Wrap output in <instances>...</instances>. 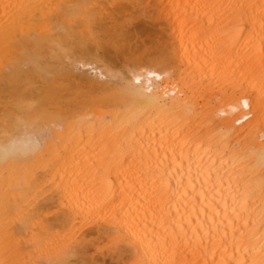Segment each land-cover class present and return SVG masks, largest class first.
Instances as JSON below:
<instances>
[{"label":"bare ground","instance_id":"obj_1","mask_svg":"<svg viewBox=\"0 0 264 264\" xmlns=\"http://www.w3.org/2000/svg\"><path fill=\"white\" fill-rule=\"evenodd\" d=\"M133 8L157 53L119 63ZM97 243L264 264V0H0V264H94Z\"/></svg>","mask_w":264,"mask_h":264},{"label":"rangeland","instance_id":"obj_2","mask_svg":"<svg viewBox=\"0 0 264 264\" xmlns=\"http://www.w3.org/2000/svg\"><path fill=\"white\" fill-rule=\"evenodd\" d=\"M128 1L129 0H122V3H128ZM102 2V1H101ZM129 10H131L130 12H129ZM137 10V8H133V9H128V11L127 12H125L124 13V16L123 15H121L119 18L120 19H117L116 20V26L118 27V28H123L122 30H126V28H127V32H129V34H130V36H129V38H128V42H126V43H124L125 44V48L128 50V51H125V53H124V56L122 57V56H119L118 57V59H116V62L118 61H122L121 59H123L124 60V62L125 63H128L129 62V58L130 57H135V56H130L131 54H133V55H140V56H144L145 54L147 55H151V52H152V50L154 51V49H155V51L158 49L157 47H158V45H157V42H159V40H158V35H159V33H158V31L157 30H159V32H160V29L162 28L161 27V22H159V21H151L150 19H149V13H148V11H147V9H145V10H140V9H138L139 11V13L136 11ZM134 14H133V13ZM135 12H136V17H134V15H135ZM127 13V14H126ZM128 15H129V17H128ZM122 16H123V18H122ZM127 16V17H126ZM123 19V20H122ZM142 19L143 20H145V21H142ZM120 20V21H119ZM139 20V21H138ZM117 21H119V22H117ZM124 21H125V23H126V21H127V23H126V25L124 26ZM148 22H149V24H148ZM150 22H152V24H151V26H150ZM159 22V23H158ZM133 23V24H132ZM156 23V24H155ZM129 24H130V26H129ZM146 25V26H145ZM149 25V26H148ZM158 25V26H157ZM160 25V26H159ZM132 26V27H131ZM157 26V27H156ZM142 27H144V28H142ZM154 27V28H153ZM156 27V28H155ZM129 28V29H128ZM152 28H153V30H152ZM132 29H134L133 30V33H134V31L136 32V33H134V34H132ZM155 29V30H154ZM144 33H143V32ZM151 31H152V33H151ZM156 31V32H155ZM153 32H155L154 34H153ZM147 33V34H146ZM150 33H151V35H150ZM158 33V34H157ZM135 36L136 38L135 39H133L134 37L132 36ZM146 34L147 36L149 35V37H147L146 35L144 36V35ZM139 35V36H138ZM153 35H154V37H153ZM132 36V37H131ZM140 37V38H139ZM141 37H143L142 39H141ZM137 38H139V39H137ZM147 38V39H146ZM149 38V39H148ZM154 39V40H153ZM131 40H133L132 42H131ZM137 40H139L138 42H137ZM143 40V41H142ZM156 41V42H155ZM131 42V43H130ZM134 42V43H133ZM142 43H144V44H142ZM146 43H148L149 45H147ZM132 44H134L133 46H134V49L131 51L130 49L131 48H133L131 45ZM141 46H140V45ZM156 44V45H155ZM126 45H128V47L126 46ZM153 45H154V48H153ZM150 46H152V48L150 49ZM130 47V48H129ZM143 48V47H145V48H143V51L142 50H140V48ZM137 48V49H136ZM148 49H150V51H148ZM135 50V51H134ZM138 50V51H137ZM142 52H140V51ZM137 51V52H136ZM154 51V53L153 54H156L157 52H155ZM132 52V53H131ZM148 52V53H147ZM106 53H108V54H106ZM136 53V54H135ZM141 53V54H140ZM102 55V57H101V55ZM100 57H101V59H102V61H107L106 59V56L107 55H112V51H110L108 48H106V47H104V49H103V51H102V53L101 52H99V54H98ZM112 57V56H111ZM113 60V59H112ZM119 62V63H120ZM112 63L113 64H115V66H117L118 65V63H115V61H112ZM37 194H39V193H37ZM102 246V244L101 243H97L96 244V246L95 247H97V248H101L99 251H97L96 252V254L95 253H93L92 254V257L94 258L93 260H95V261H93L94 262V264H113L114 263V260L113 259H109V257L108 256H110V255H108L109 253H110V250L111 249H108L107 251H105V249H107L108 247H105V246H103V247H101ZM105 247V248H104ZM104 253H103V252ZM99 252H101V255L99 254ZM105 253H107L106 255H108V256H103V254L105 255ZM96 255H98L99 257H100V259H99V257H97ZM102 256V257H101ZM95 257H97V258H95ZM102 258V259H101ZM105 258H107V259H105ZM110 258H113V257H111L110 256ZM105 259V260H104ZM110 260V262L109 263H106L107 261H109ZM102 260V261H101ZM104 260V261H103ZM113 260V261H112ZM101 262V263H100ZM113 262V263H112Z\"/></svg>","mask_w":264,"mask_h":264}]
</instances>
